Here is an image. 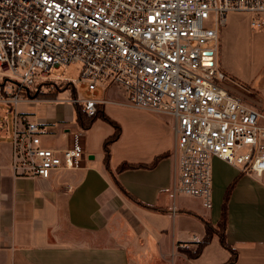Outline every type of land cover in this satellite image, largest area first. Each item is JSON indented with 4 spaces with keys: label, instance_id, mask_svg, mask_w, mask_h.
Returning <instances> with one entry per match:
<instances>
[{
    "label": "crops",
    "instance_id": "0c3cea01",
    "mask_svg": "<svg viewBox=\"0 0 264 264\" xmlns=\"http://www.w3.org/2000/svg\"><path fill=\"white\" fill-rule=\"evenodd\" d=\"M249 20L228 16L217 63L231 94L262 107L264 56L246 63L239 48L241 23L253 32ZM98 88L92 93L97 112L120 128L109 164L122 191L104 164L103 145L115 129L99 117L78 127L71 100L82 98L74 88L68 89L72 96L59 99L54 85L19 106L29 121L44 124V146L63 148L66 130L81 131V167L48 179L13 176L14 116L0 105V264H225L230 254L216 236L192 256L206 237V224L217 227L224 204L226 243L237 252L234 264H264V180L213 158L210 209L199 198L174 193L173 119L127 106L125 93L112 94L113 87H102L100 98ZM122 165L126 168L117 171Z\"/></svg>",
    "mask_w": 264,
    "mask_h": 264
},
{
    "label": "built area",
    "instance_id": "2783aa9c",
    "mask_svg": "<svg viewBox=\"0 0 264 264\" xmlns=\"http://www.w3.org/2000/svg\"><path fill=\"white\" fill-rule=\"evenodd\" d=\"M232 14L264 29L254 17L264 0H0V105L14 116L13 176L48 179L81 167L80 130H66L67 145L50 148L44 124L16 109L60 87L53 70L77 66L91 96L71 102L87 118L102 86L122 90L131 108L173 119L174 193L210 209L213 158L264 180V112L222 85L217 63Z\"/></svg>",
    "mask_w": 264,
    "mask_h": 264
},
{
    "label": "rangeland",
    "instance_id": "374dc122",
    "mask_svg": "<svg viewBox=\"0 0 264 264\" xmlns=\"http://www.w3.org/2000/svg\"><path fill=\"white\" fill-rule=\"evenodd\" d=\"M232 15H245V14H232ZM230 16V15H229ZM254 17H259L260 20L262 22H264V14H259L258 16H254ZM206 25L208 26H212V23H206ZM241 28H242V42L240 44V52H241V56L243 58V60L246 63H251L253 61H257L259 60L262 56H264V30L263 28H254L252 31L250 32L247 30L245 31V23H241ZM225 28V27H224ZM223 28V29H224ZM222 30V29H221ZM221 32V31H220ZM53 76L55 77H61V82H60V90H62L57 97L59 99H66L70 96H72L71 90L68 89H73L78 92V96L81 98H87V96L85 95V90L80 88L79 84H78V79H79V74H78V67L77 66H70L68 67V69H66L65 71H63L62 69H56L53 70L52 72ZM228 77V76H226ZM67 82H70L69 84V88L67 89V86L65 85ZM241 88L244 89H249L247 85L243 84V83H237ZM111 89V93L112 94H116L119 96H123V93L120 89L113 87L110 88ZM99 92V97L101 98L102 94H103V89L102 86H99V88L97 89ZM245 102H247L250 105L256 106L257 108H259L261 111L264 112V104H262V107L253 103V102H249V100L242 98ZM21 106V105H19ZM19 106L16 107L17 110H19Z\"/></svg>",
    "mask_w": 264,
    "mask_h": 264
},
{
    "label": "trees",
    "instance_id": "16d2710c",
    "mask_svg": "<svg viewBox=\"0 0 264 264\" xmlns=\"http://www.w3.org/2000/svg\"><path fill=\"white\" fill-rule=\"evenodd\" d=\"M65 85L67 86V89H68L69 88V84H65ZM59 88H61V87L56 86V90L59 91V92L62 91V90H65V88L61 89V90ZM74 111H75V122L78 125V127L82 128V129L87 128L90 125L91 120L96 118V117H99V118L103 119L105 122L109 123L110 125H112L114 127L115 133L112 136H110L105 141V143L103 145V149H104V164H105V167H106L107 171L111 175V177L113 179V182L115 183L117 188L120 191H122L121 187L119 186V184L115 180L114 173L112 172L110 164H109L110 145L114 141H116L118 139V137H119V134H120L119 126L116 125L114 122H112L105 115L99 114L98 112L96 113V115L94 117L87 118L85 116L84 112H82L80 110V108L76 104H74ZM88 119H90V121ZM128 167H131V166H128ZM125 168H126V165H122L119 168H117V171H121V170H123ZM231 188H232V186L227 191V194H226V197H225V201L228 199V195H229V192H230ZM147 208H150V207H147ZM150 209H152V208H150ZM225 213L226 212H225V204H224L221 220L218 223L217 227L213 228V227H211V226L206 224V237L203 240V242L199 245V248L195 251V253H193L192 256H194V257L198 256V254L200 253L201 249L208 243L210 238L213 237V236H216L218 241H219V243H220V245L223 248H225L230 254V259L225 264H234L236 262V260H237V252L234 249H232L231 247H229V245L226 243V238H225V233H224L225 223H226V221H225L226 220L225 219Z\"/></svg>",
    "mask_w": 264,
    "mask_h": 264
}]
</instances>
